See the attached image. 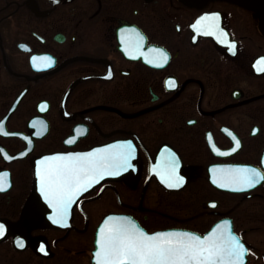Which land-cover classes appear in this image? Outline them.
<instances>
[{"label": "flooded vegetation", "instance_id": "1", "mask_svg": "<svg viewBox=\"0 0 264 264\" xmlns=\"http://www.w3.org/2000/svg\"><path fill=\"white\" fill-rule=\"evenodd\" d=\"M108 218L106 264H264V0H0V264Z\"/></svg>", "mask_w": 264, "mask_h": 264}, {"label": "water", "instance_id": "2", "mask_svg": "<svg viewBox=\"0 0 264 264\" xmlns=\"http://www.w3.org/2000/svg\"><path fill=\"white\" fill-rule=\"evenodd\" d=\"M100 148V147H99ZM97 148V149H99ZM215 183L217 184H220L217 180H213ZM121 221L120 219H116V218H113V219H106L104 220L98 227V235H97V247H96V250H95V254H96V257H97V263L98 264H103V258L100 259V256L101 257H109L110 255H114V256H117V257H121L122 256V253L120 252H107L105 251V240L107 239V232L109 230H112L110 228V225L111 224H119L118 222ZM184 231V230H183ZM182 230H179V229H176V230H171L170 232L172 234H175L178 238H185L187 241H190V243L187 244V246H190V248H196V249H199V247L201 246V241H203V239L205 237H207L208 239H214L216 237V232L218 231V227L217 225H215L214 227H212L206 235H200L196 232H192V231H184L185 233H183ZM193 252V251H192ZM198 253V251H197ZM197 256L199 254H196ZM98 258L100 260H98ZM120 261V260H119Z\"/></svg>", "mask_w": 264, "mask_h": 264}]
</instances>
